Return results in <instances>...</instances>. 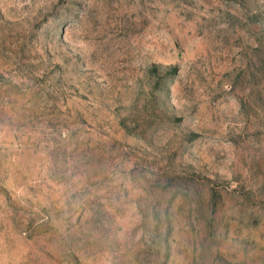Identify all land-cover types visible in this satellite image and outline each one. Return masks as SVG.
<instances>
[{"label": "rangeland", "instance_id": "1", "mask_svg": "<svg viewBox=\"0 0 264 264\" xmlns=\"http://www.w3.org/2000/svg\"><path fill=\"white\" fill-rule=\"evenodd\" d=\"M0 264H264V0H0Z\"/></svg>", "mask_w": 264, "mask_h": 264}]
</instances>
